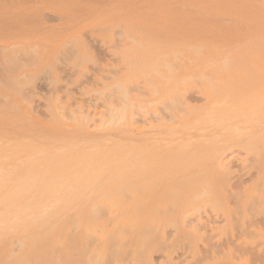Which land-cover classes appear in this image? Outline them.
Returning <instances> with one entry per match:
<instances>
[{
    "label": "rangeland",
    "instance_id": "rangeland-1",
    "mask_svg": "<svg viewBox=\"0 0 264 264\" xmlns=\"http://www.w3.org/2000/svg\"><path fill=\"white\" fill-rule=\"evenodd\" d=\"M89 1L92 2L93 0H89ZM89 1L87 0V3H86V0H82V1L81 0H0V98L2 99V101L0 99L1 101L0 102V112H1L0 114L2 115L0 116L1 117L0 118V131L1 130L5 131L4 129L5 126L7 127V128L5 127L6 130L10 129L11 126L12 127L14 126L15 129L18 128L17 131H19L20 133L22 132L21 136H24L22 138H24L25 141L29 142L31 140L30 141L31 145H27V142L26 144L17 145L18 143L17 141H15L16 140L15 138H10L11 140L10 139L7 140L9 141V143L7 142V144L8 145L10 144L8 146V149L10 148L11 155H14L13 157L10 158V161L14 162L15 164L18 163L19 160L25 161L26 165L22 167L17 165L16 167H18V169H16L17 170L16 173L11 174L12 170L11 171L8 170L7 172V170L3 168V164L1 162L2 159H0V169L1 170L3 169L4 171L6 170L5 173L4 171L0 173H2L4 176H6L9 172H10L9 174H11V177H9L10 175L8 174V176L5 179H2L3 181L2 183L12 181L13 183H15V185L22 187V188H26V189L29 188L30 186L29 189H33L36 191V192L34 191L35 193H38L37 201H36L38 203L36 204L34 201L32 205L31 204L32 202L29 201L27 205L34 207L36 204L37 205L36 212H39L37 214H42L43 211L46 210L45 207L48 206L47 204L46 206H44V204L42 203L44 201L43 199L45 198L47 193H48L47 196H50V197L54 196L53 192L51 194L50 190L52 191L53 189L57 190V188H54V186L57 187L58 184L60 185V183H62V181L60 180H64L63 176H65V179L67 177V181L65 180L66 182L64 181L63 183H65V185L70 184V186L73 187L75 185L74 183H76L75 186L78 185L77 183H79L80 186L83 183H85L86 185H89L88 183L90 182V180L92 181L94 179L97 180L100 175H105L103 177H99V180L105 177L106 179L109 178L112 183H110V180L108 179L105 180V178L104 180L102 179L99 182L96 181L97 183L94 181L93 182L94 184L96 183L99 185H103L104 187L105 186L111 187L110 190L112 189L109 195L107 196L105 195V197L102 196V200L100 201V204L101 205L103 204V206H105L106 208V209L103 208V210H107V212L108 210L112 211L111 213L112 218H110L108 221V224H109L108 229L111 231H117L119 233L120 232L123 233L121 228H124L127 226L126 228H128V233H123L122 238L124 239L125 237H129L130 241L133 243V245L129 247L130 249L128 248L127 250L129 252L127 251L126 252L130 255V257L127 256L128 258H134L133 261L128 259L130 260L129 261L130 263H127L128 261L126 262L125 256L128 254H126L124 256L125 258H123L125 259V262L124 260L123 262H121L119 259H121L122 255H124V253H122V255H120V258L118 256L114 260H111L110 262L112 263L109 262L110 264H124V263L132 264L133 262L134 264L136 263L164 264L166 261H167V264H197L196 261L203 262V263L199 262L198 264H225V263L227 264H264V251H263L264 250V246H263L264 245V142L262 141L261 143V139L264 140L263 138L264 136H262L264 135V129L262 131V134H258L262 130V128L260 127H264L262 126L264 121L262 122L260 120H264V119L263 118L259 119L260 117H256L257 114H259L260 116V113L255 114L256 111L258 110V112L261 111V117L264 116V111H263L264 102H262V104L260 103L261 101L264 100L262 98L264 96V92L263 93L257 92L258 90H260V88L259 89L258 88H249V89L245 88V90L247 91H244L243 89L242 91L240 90L236 92L233 90H230V88H219V90H217V88L216 89L214 88L215 91L209 89L210 83H212L211 87L214 84L213 83L214 76H212L211 74L219 72L218 74L221 75L222 78L226 79L225 76L228 72L226 73V71H224L223 73V70H222L223 66L221 65V62H220V60H222L223 58H224L223 60H228L229 58H232L236 62L239 61V63L241 64L245 60V62H248L247 64L249 66H253L252 68L250 67L251 70L250 69L248 70L249 73H251L252 70L257 69L258 66H259L258 68L259 71L262 73L263 68H264V54L262 56V54L261 55L258 54L259 53L258 51L262 53L261 50H263L264 52V49H262L264 47L260 48L261 45L264 46V40H263L264 38L263 39L261 38L264 36V31H263L264 26H259V25H264V19L262 18L264 16H261V17H258V15L257 17L254 16L255 13L259 14V16L260 14L262 15L264 14V8L262 10L261 9L257 10L258 5L256 3L259 4V8H261L260 7L261 5L263 6V4L260 5L261 0L259 2L257 0H250L248 2L247 0H237L236 2L235 0H217V1L216 0H200V1L199 0H185L186 2H184L183 0H175L177 3H175L173 0L175 4L171 2L172 0H168L167 1L168 3L166 2V0L164 1L162 0L165 3H163L161 0H158V1L151 0L153 4L150 2V0L149 1L146 0L150 2V4L148 2L147 4L145 0H135V2H133L134 0L133 1L132 0H106V1L96 0L97 3L92 2L93 4H91ZM100 1L102 2L100 3ZM139 1L141 2L139 3ZM153 1L157 4H155ZM251 1L252 2L255 1V3H253L252 5ZM263 1L264 0H262V2ZM232 2H234V4ZM170 3H172V5L177 4L176 6H169L171 10L173 9L174 10L178 9V10L170 12L169 7H168V4ZM220 3L222 4L221 6L219 5ZM248 3H250V5ZM164 4L168 8V9L166 8L167 10L165 9V11L163 9L165 8ZM191 4H192V9L190 10L191 13H189V11L185 12L184 10H186L188 7L191 8L190 7ZM197 4H202L203 6L207 4L208 5L205 7H202V5H197ZM235 4H238L236 5L237 7L235 6ZM181 5L184 6L185 8L184 10H181L182 12L179 11V9L181 8L177 7ZM241 5H243L244 7H242ZM145 6L147 7V9ZM217 6H219V9ZM137 7L138 8L140 7V9L136 10ZM159 7L160 8L163 7L162 11H160L161 9ZM222 7L224 8L222 9ZM251 7L253 8L250 9ZM202 8L203 10H201ZM120 9L121 10L123 9L122 12L120 11ZM193 9L194 11L197 9V11H195L197 13H195L194 11L193 13L192 12ZM131 10L133 12H131ZM172 12L174 13L180 12L179 14L183 13L179 15L178 17H180L182 20L185 19L184 20L185 25H183L181 19L179 20L178 17H176L177 19L175 17H172V16L178 15V14L174 15V13ZM201 12L204 14H201ZM60 15L62 17H60ZM142 17H145L146 21H145V18L141 20L140 18ZM147 17H148V20H147ZM197 17L201 19L203 18L204 20L205 19L206 20L202 23V20L197 19ZM218 17L222 18V20H220V18ZM224 17L226 19H230V18L232 20L234 19L231 24L233 27L231 26V29H229V31L230 30L232 31V28H234L232 33L230 32L231 34L229 33L228 29L226 30V26L227 27H230V26L227 24V20L224 19ZM60 18L61 20H59ZM207 18L209 19L213 18L214 20L218 18V20H220L223 23V26L225 27H223L221 23L219 22H218L219 24L215 23V21H212L213 19H210L212 22L211 21L208 22L209 20H207ZM172 19H175V21H171ZM199 20H201V22ZM228 23H231V21L229 22L228 20ZM199 24H202L201 25L202 27L200 28L202 31L200 30L197 31V29H199L198 27H200ZM151 25H153V27H151L149 30L151 31L150 36L148 35L149 33H147L148 31L144 32L145 35L143 34V32H141L143 30L140 31V28L143 29L142 26H145L144 30L145 29L148 30ZM213 25H214V28H213ZM119 26L122 32L118 30ZM135 26L137 27V29L138 27H140L138 29V32H136L137 30ZM181 27L182 29H180ZM184 27H185V30H183ZM188 27H192V28L195 27L196 32L197 33L199 32V33L198 34L195 33L193 31L194 28L191 32H188V29H189ZM208 27L209 28L212 27L214 30L213 29H210V30H213L214 32L213 31L211 32L210 30H205ZM215 28L217 30H215ZM218 29L224 30L226 32L228 31L229 34L226 35V33H223L221 30L220 32L218 31ZM243 29H244V33H243ZM117 30H118V35L115 34ZM190 30L191 29H189V31ZM153 32H155L156 35H158V33L160 32V34L163 35L162 38L160 37L161 38L160 39L158 37H155L156 35L151 37ZM161 32L164 34H162ZM209 32L214 34L213 36L211 35L210 38L206 37L207 35H210ZM120 33L122 34L121 37L119 35ZM134 33L138 34V36H136V34ZM182 33H184V35ZM189 33H190V37H189ZM125 34H130V36L126 35L129 39L132 37L134 38L137 37V39L135 40L134 47H133V43H131L133 40L129 41L127 37L125 38L124 37ZM186 34H188L187 35L188 37L186 36ZM193 34L194 36L196 35V37L199 34L201 35L203 34L204 38L202 37L203 36L202 35L200 37L198 36L199 38L198 39L194 37ZM147 35L149 36L148 39H147ZM182 35L186 36V38L188 39H185V37H182ZM230 35H232L233 37ZM119 39L120 40L123 39V41L122 40L119 41ZM202 39L203 40L206 39V40L202 41ZM67 41H69L70 44ZM137 42L139 43L142 42L141 43L142 45L143 43L146 42V44H144V46L141 45L142 46L141 47V46L136 45ZM199 42L202 45L198 44ZM253 43L256 45H260V47L258 46V48L260 49L254 50L256 45H252ZM63 44L66 46V48L65 46H63ZM159 44H162V46L161 45L158 46ZM111 45L116 46V48ZM185 46H187L188 48H186ZM193 47L195 48L193 49ZM197 47H198L197 52L198 51L199 52H198V55L196 54L197 56L196 55L194 56L192 53L194 52L193 50L197 49ZM133 48L136 50L133 51L134 50ZM199 48H201V50ZM155 49L156 50L158 49V50L156 51ZM191 49H193L192 50L193 52L191 51ZM186 50H189V52H186ZM227 50L230 51V54L228 53ZM170 51L177 52V53L171 54ZM178 51H179V54H178ZM181 51H182V54L180 56ZM236 52L238 54L241 53L240 56L242 55L244 56V58H241L243 62H241L240 59L238 60L240 56L239 57L236 56L237 54ZM166 53L168 55H166ZM226 53L227 55L229 54V56L226 55L227 58H225ZM162 54H165L166 57ZM117 55L119 57H117ZM254 55L256 56L255 58H254ZM115 57L118 58V60L116 59L117 63L114 60ZM140 57H141V60H140ZM129 58L130 60L133 59L130 63L126 61H125L126 63L123 62L124 59L127 60ZM173 58L175 62H172ZM175 58H178V59H175ZM135 59H136V62L137 60L140 62L134 63ZM161 60L162 62H164V64H162ZM192 60H194V62H192ZM165 61L167 63L171 62L170 66L172 63H176V65L175 64L173 65L177 66V68L179 67L180 70L177 69L179 71H175V68H172V66L170 67L169 65H165L166 64ZM188 61L190 62L188 63ZM133 63L134 65L131 67ZM140 63H143L144 68L140 66ZM127 65L128 66L130 65V66L128 67ZM152 65H155V68ZM248 65L246 66L247 68H249ZM124 66H126L125 69H123ZM163 66L164 67L167 66L168 68L163 69ZM182 66L185 68L184 70ZM120 67H122V69ZM169 67L172 70V73ZM151 70L156 71V73L154 71H153L154 73L151 72ZM141 74H144V75H141ZM210 75H211L210 79L207 78ZM109 76L111 80H109L108 78ZM188 76L191 77L190 79L192 80H189ZM193 77L198 78V82L195 83V81H193L195 80L193 79ZM163 78L164 79L168 78V80L165 81L163 80ZM186 78H188V81ZM203 78L205 79L203 80ZM252 78L250 79L254 82V84L251 80L250 81L252 82V84L251 82H247V83H249L251 86H254V87L258 86L259 85L258 82L260 81H257L254 77ZM199 79H201L202 81L200 80L199 82ZM45 80L48 82L46 83ZM147 80L150 81V83L147 84L146 82ZM136 81H138L137 83L139 84L137 85L139 86L136 89H134L135 87L133 88L132 85L137 86L135 84ZM245 81H247V79ZM225 83L226 81H224V84ZM116 84L118 87L120 85L123 88L128 86V87H132L129 89L136 90V91L128 90L125 96L124 95L121 96L123 99L125 97V100L123 101V103L128 102L125 104L128 106V108H125L127 106L121 107V105H117L121 102L120 101L121 98L118 101L116 99V96L119 94L117 92H122V91H116L118 88V87L116 88L115 86ZM44 85L45 87L46 86L48 87L47 90L44 87ZM59 85L61 86L59 87ZM148 85H151V87ZM50 86L53 89H51ZM200 87H202L201 91H200L201 89ZM20 88L23 90H25L26 88V90L22 91L20 90ZM41 88L43 91L41 90ZM58 88H60L61 90ZM115 88L116 90H114ZM123 88L122 90H124ZM138 88H140V91H142L141 92L142 94L139 93L140 95L137 94L139 92V90L137 91ZM152 88H154L156 90L155 92H157L155 95H153L154 90H152ZM81 89H82L81 95L82 94L84 95L79 96L80 95L79 92ZM125 89L127 90L128 88H125ZM262 89L264 88H261V90ZM144 90L145 91L147 90L146 91L147 94L146 93L143 94ZM178 90L180 91L178 92ZM196 91L198 93L194 94V92L196 93ZM252 91H253V94H252ZM37 92L39 93V95ZM66 92L70 94L65 95ZM21 93L23 94L21 95ZM46 93L48 94L46 95ZM187 93H190V94H187ZM220 93H222V95H219ZM257 93H259L257 97H254L256 96ZM20 95L23 97H21ZM64 95L65 97H63ZM110 95L111 96L113 95L112 96L113 98H111ZM119 95H118V98H119ZM247 95H249L250 99L247 98ZM259 96H261V98ZM55 97L57 98V100ZM196 97L197 99L198 97L200 98L196 100ZM258 97L260 98L259 100L257 99ZM201 98H203V100ZM242 98H245V99L247 98L248 100L246 99V101H244L245 99H243L242 101ZM167 99H169L170 101L172 100L173 102L172 101L170 102ZM174 100L176 102H174ZM251 100L252 102L254 100L255 101L258 100V104H261L262 106L257 105L255 101L252 103ZM166 101H169V102H166ZM195 101L197 103H195ZM241 102L243 104H246V106L242 107L243 104L241 105ZM146 103H148V105ZM167 103L169 104L168 105L169 107L167 106ZM254 103L256 104V106ZM164 104L166 105L164 106ZM226 104L229 106L230 105L232 106L229 107ZM251 104L253 105L252 107H251ZM44 105L45 107H43ZM75 105L78 106V108L75 107ZM161 105H163L162 107L167 106L168 109L165 108L167 110L164 111ZM159 106L161 107L163 111L159 110ZM144 107H145V110L143 109ZM254 107L256 109L255 112L252 111ZM69 108L70 109L73 108V109L70 110ZM251 108H253L251 112H254V113H251L249 111L247 113L246 110L251 109ZM132 109L136 111H132ZM103 111L104 113L101 114ZM157 111H159L160 114ZM141 112H143L144 114H142ZM76 113H77V116H75ZM78 113L80 114V117H79L80 119L78 118L79 116ZM224 113H226L227 115H224ZM244 113L248 115L247 116L248 119H245L246 115H244ZM65 114H67L68 116H66ZM82 114L84 116H81ZM249 114H251L250 116H253V118L255 116V118H257L258 121L262 123V124L258 123V126L260 127H256V124H254L255 122L251 124V122L249 121L250 120ZM71 115L73 117H71ZM92 115L94 116L93 118L96 119L95 121L93 120V118H90L92 117ZM115 115L116 117H114ZM86 116L87 117L90 116L89 117L90 119L87 118ZM150 116L153 118L155 117V119L150 118ZM157 116L158 118H161V120L156 118ZM110 117H112L111 120L113 122L110 120ZM145 117L149 118V120H146ZM224 118L227 120H225ZM232 118H233V122L231 121ZM83 119L85 120V122H83ZM115 119L117 120L115 121ZM133 119H137V121L139 120V123L137 121L136 123H134ZM156 119H158L159 121ZM165 119L166 120L171 119V120L167 122ZM257 119L254 121H257ZM71 120L76 121V122H71ZM222 120L225 121V126H226V123L227 125L230 124L229 126H231L232 130L229 129V131H225V130H228L227 127L225 129V126H224V129L223 128L221 129V127H223L224 125L223 123L224 121L222 122ZM228 120H230V122ZM240 120H242L244 124L241 125ZM118 121L120 122L118 123ZM196 122L197 123L199 122L198 123L199 125L201 123V127L202 128L204 127V129L201 128L200 130V128H195L197 131L195 133V129L194 128L192 129V127L193 125L197 124ZM219 122H221L223 125L220 123L222 126L221 125L216 126V124H219ZM92 123L95 126H97V124L99 123L100 127L97 126L98 127L97 128ZM101 123L102 125H106V126H101ZM212 125H214L215 127ZM210 126L212 128L221 126L220 129L222 131L220 132V129H219L217 130L218 132H216V134L217 133L218 134L213 135L214 137L212 136V139H214L215 141L214 140L211 141L212 140L211 136L210 138L208 137L210 135L209 134L210 132L208 133L205 132V127L206 129L208 127L212 129ZM243 126L245 127L243 128ZM103 127H106V129ZM195 127H197V125H195ZM42 128L44 131H42ZM21 129L23 131H21ZM51 129L52 130L54 129V130L51 131ZM63 129H65L67 132H65V130ZM68 129L71 130L70 132H73V134L68 133L69 132ZM198 129L200 132L198 131ZM256 129H258L257 130L258 132L256 131ZM46 130L47 131L49 130V131L47 132ZM202 130L206 136H201L200 138V136L198 135H204V133H202ZM209 130H206V131H209ZM24 131L26 132L23 133ZM34 131L35 132L37 131L36 134H38L39 136L38 135L36 136ZM55 131L58 134L54 137ZM104 131L106 132V134ZM45 132L47 133L45 134ZM74 132H75V136L78 139L79 137L80 138L82 137L83 139H86L89 143L86 140H84L85 141L84 143V141L81 140L82 138L79 140L77 139L76 141V138L73 137ZM241 132H244V133H241ZM253 132H256L257 134ZM99 133L102 135L98 136ZM42 134L44 135L41 136ZM79 134L81 135L78 136ZM93 134L94 136L96 134V136L92 137ZM244 134L245 135L247 134V136L248 134H250L251 136L245 138ZM70 135L71 137H73L72 139H74L76 142L74 140H72L74 142L70 141L71 137H68ZM51 136L53 138H51ZM194 136L198 138L199 140L198 139L196 140ZM39 137H42V138H39ZM98 137H100L99 140H97ZM35 138L37 141L35 140ZM58 139L60 141L64 139L65 141L58 143L59 142ZM187 139H189L190 141L187 142ZM80 140L83 141V143L80 142ZM118 141L120 143H118ZM68 142L70 143V145H68L69 144ZM92 142H94L96 146ZM254 142L256 146L258 147V149L260 150V151L258 150V153L260 152L259 155L256 151L257 147L255 146ZM61 143L62 145H64L63 147ZM71 144L73 145L74 148L71 146ZM98 144L101 148L98 146ZM11 145L12 146L17 145L18 147H21V148H18V147L14 148L15 146H13L12 148L10 147ZM37 145L38 146L40 145V146L36 147ZM43 145H45L44 146L45 148L43 147ZM77 145H79V147ZM245 146H247L248 148ZM92 148L94 149L92 150ZM89 150H91L90 153L88 152ZM213 150H216V152H214ZM96 151L98 152L96 153ZM200 152L201 153L203 152L204 155L203 154L201 155ZM177 154H181V156L187 155L185 157H179V160L186 158L187 161L184 162L185 164L180 165V163L182 162L181 160L179 164L178 163L175 164L176 167L171 166L174 158L170 159L169 156L172 158V157H175V155ZM2 155L3 154L0 148V157ZM74 156L76 157V159L72 160ZM80 156L81 158H78ZM166 156L168 160L164 159V157ZM39 157H42L44 159L40 160L41 158L39 159ZM176 157L178 158V156ZM176 157L175 159H177ZM33 158H35L36 160L34 161ZM93 162H95L93 167L88 165V163L93 165ZM136 162L137 164H134ZM76 163H79V164L81 163V164L80 166L77 167L76 165L78 164ZM106 163H110V165L108 166V164ZM60 164L62 166H60ZM45 166H46V169H45ZM86 167L88 168L86 169ZM95 167H100L101 170L98 169V171L92 172L93 169H96ZM89 168H90V171H89ZM70 169H71V172H70ZM83 169H84V172H83ZM117 171L118 172L121 171L122 173L120 174L122 175H119ZM253 171L255 172L254 174L255 176L252 175ZM24 172H26L27 174ZM44 172L46 173V175ZM102 172H104V174ZM72 173H76V174L78 173L77 174L78 177L81 175L82 177H79V179L82 178V180L81 179L79 180L78 177H76L77 175L75 176V174L72 176L73 179L70 178L71 177L70 174ZM243 173L244 175H241ZM35 174L36 175L38 174V175L35 177ZM148 174H151L149 178H147L149 176ZM250 174H251V178H249ZM58 175H59V179H58ZM109 176H111V178ZM129 176H130V179H129ZM47 177L48 178L51 177L52 179H48ZM53 177L54 179L55 178L58 179L57 182H54L55 185L53 181H56V179L54 180ZM121 177H124V178H121ZM247 177L249 178V180L246 183L247 179H244V178H247ZM27 178L29 179L32 178L33 180L31 181ZM70 179H72V181H70L71 183L73 182L74 179H76V181L74 180V182L71 184L68 181ZM242 179L244 180L243 181L244 183H242ZM114 180H117V181L115 182ZM51 181L52 183L50 184ZM146 182H148V184L150 185L152 189L151 188L149 189V186L148 184H146ZM181 182H182V185H181ZM2 183H0V185ZM42 183H43V186H42ZM116 183L118 184L117 187L115 186ZM152 184L155 186H153ZM63 185L64 184H62L61 186ZM91 185H92V182H91ZM91 185L90 187L91 188L93 187L92 189L99 186V185L97 186L96 185L91 186ZM129 185L130 186L133 185L131 187L132 189L129 187ZM121 186L122 187L125 186L123 190L127 191L126 193L128 195L122 194L120 190L122 188ZM255 186L259 188L256 189ZM47 187L52 188V189H49ZM117 188L119 189L120 193H117L116 191H114V190H117ZM237 188L239 190L241 189V191L243 192L241 191L238 192L239 190ZM43 189L44 190L46 189L47 193L45 191L44 193L41 192L43 191ZM59 189H63V187L58 188V190ZM136 191H138V193ZM144 191L146 192V194ZM202 191H205L206 194L204 195L203 194L204 192L202 193ZM54 192L56 193V191ZM96 193L101 194L99 191H97ZM238 193H240L241 195ZM40 194H43V197H41ZM169 194L171 196L165 199L166 196L164 197V195H169ZM122 195H124L125 197H123ZM193 195L195 196L194 199L197 198L195 201H193L194 199H191V197L193 198ZM235 195H238V196L240 195V196L239 198H237V196ZM39 196L41 197V199L38 200ZM252 196L255 198H252ZM54 198L55 197L51 198L52 203H50L49 204L50 206H48L50 207L49 208L50 211H48L49 213L48 216L50 218L54 217L55 215H57L58 212H61L67 207L66 206L67 204H65L64 202L60 204L61 200L58 203V201L56 200L57 198L53 200ZM120 198L123 201H121ZM161 198H164V199H161ZM253 199L254 200L256 199V200L254 201ZM164 200L165 202L166 201L167 202L166 203L163 202ZM8 201L9 199H7L4 196V205L2 206V208L6 209L7 211L5 217H8V218L10 217L9 219L11 220V218L15 219L16 217L15 215L18 214L17 216H20L22 213L23 214L25 213V205L22 201L19 200L17 202V207L20 204L19 205L20 208H18L19 210L15 212H14L13 207L10 208L11 205L9 204ZM39 202L43 204L42 206L43 208L40 207V210H37L39 209V206L42 205ZM253 202L257 203V205ZM113 204L117 206L114 207ZM54 206H55V209H54ZM136 206H138L139 208L138 207L136 208ZM197 207H199L200 210H198L199 208L197 209ZM204 207H207V208L205 209ZM157 209H161L163 211L160 212V211H157ZM173 209L174 211L171 212ZM11 210L13 211V214ZM10 212H11V216H15V217H11ZM158 212L160 213L158 214ZM187 212H191V213H187ZM137 213L139 215H137ZM184 213H187V214L184 215ZM217 214H220V215H217ZM230 214H233V216ZM49 217L44 218V220H47ZM203 217H205L206 220ZM220 217H222L224 220ZM154 219H156L157 221L154 222ZM188 219H192V221ZM230 220H232L233 222H231ZM36 221H42V219L37 218ZM170 221H171L170 224H172L173 226L176 223V226H174L176 230L171 225L169 226L166 225ZM42 222H43V227H44L43 232L45 234L42 233L41 237L43 240L48 242V244H50L52 247H54L53 246L54 244H56L57 246L58 245L61 246V244H63L62 242H66L65 236L68 232L67 229L71 230L70 228H73V225H71V223H69V226L66 223L58 227L55 225L48 224V227L51 228V229L49 228L48 229L49 231H48L47 224L46 226H44L45 222L44 221ZM118 223H119V226H116V224L118 225ZM130 223L131 225H129ZM233 223L234 225H232ZM189 224L191 225L189 226ZM148 225H151L152 229L156 227V230L154 229L152 231L150 229H147V228H150L148 227ZM212 225L214 226V228H212L213 227ZM115 227L116 228L118 227V228L116 229ZM88 229L90 230L91 233L96 232V229H99V224H94L91 226L89 225ZM130 230H132L133 232L129 233ZM166 231H167L168 236H166ZM124 232H127V230H125ZM141 233L142 235L144 234L143 237L147 239L146 243L149 242L147 245L143 246V247L146 246V249L148 250V251L145 250V252H142L139 247V245H142L141 242L143 240L139 241L140 243H138L137 241L138 240L137 237L140 239H144L142 238ZM146 233L147 235H150V236L146 237L147 236ZM210 234L213 236H211ZM0 235H2V232H0ZM28 236L29 234L26 235V238L20 237V234L16 233V235L6 236V238L7 239L14 238L13 239L14 241L16 239L20 241L21 243H25L28 239ZM30 237H32L31 234H30ZM149 237H151V239ZM23 238L24 240H22ZM207 238L211 240H207ZM228 238H231V241H229ZM3 239H4V236L3 235L0 236V242H2ZM164 239L166 240L164 241ZM205 239L207 240V242ZM161 240H162V243L160 244ZM18 241L16 242V245H17L16 248H18L21 244L19 243L18 245L17 244ZM135 241L137 242L136 244L138 245V247L136 244H134ZM232 243L233 245H231ZM162 244L168 245V246L164 247V245L162 246ZM157 245H159L160 247ZM178 245H181V247ZM197 245L198 246L200 245V246L198 247ZM161 246L164 248L166 247L167 248L162 251ZM254 246H255V249H254ZM203 247L206 250L203 249ZM218 247L221 249L219 250ZM237 247H239L241 250H239V248ZM251 249L252 251H250ZM136 250L138 251V253L142 252L143 256L145 257L141 256L140 253L139 254L141 257L135 256L137 254ZM241 251L243 252V254L245 253L246 256L245 254L243 255ZM176 252H179V253H176ZM187 253L188 255H186ZM231 253H232L231 257L233 259L230 257ZM200 254L202 255V257L206 256V258L205 259L201 258ZM256 254L261 255V257L260 256L258 257V255ZM60 256L63 257V258L61 257L62 259L59 258L61 261V262L59 261L60 264L69 263L68 261H66V259H68V248L67 247L62 249ZM159 256L160 257L164 256L165 258L163 257L160 258ZM177 256L180 259H178ZM195 256L197 257L196 260H195ZM43 257L48 258L49 255L47 253H44ZM152 257L154 258L152 259ZM208 257H210L209 260L207 259ZM140 258H144L142 259V262L138 261V260H141ZM154 259L156 261H154ZM200 259H202V261ZM5 260H3L0 264H4V263L10 264L11 263ZM258 260L260 263L257 262ZM16 261L18 262V264H20L19 262H21V260L18 261V259ZM85 262H84L85 264L87 263L93 264V261H90L91 263H89L88 261H85ZM95 263L102 264L100 259H97Z\"/></svg>",
    "mask_w": 264,
    "mask_h": 264
},
{
    "label": "bare ground",
    "instance_id": "bare-ground-1",
    "mask_svg": "<svg viewBox=\"0 0 264 264\" xmlns=\"http://www.w3.org/2000/svg\"><path fill=\"white\" fill-rule=\"evenodd\" d=\"M82 1V0H81ZM89 1V0H88ZM103 1V0H102ZM102 1H100V3L102 2ZM106 1V0H105ZM133 1V0H132ZM146 1V0H145ZM145 1H143V2H145ZM149 1V0H148ZM148 1H146V3L148 2ZM155 1H158V0H155ZM162 1V0H161ZM160 1V2H161ZM164 1V0H163ZM162 1V2H163ZM168 0H166V2H167ZM184 2H186L185 0H183ZM200 1V0H199ZM217 1V0H216ZM237 0H235V2H236ZM248 1H250V0H247V2ZM258 2L260 1V0H257ZM90 2V1H89ZM93 3L95 2V3H97V1L96 0H93L92 1ZM92 2H90L91 4H93ZM133 2H135V0L133 1ZM132 2V3H133ZM141 1H139V3H140ZM150 2H151V0H150ZM150 2H148L149 4H150ZM154 2V1H153ZM170 2V1H169ZM172 3H177L175 0H174V2H173V0L171 1ZM230 2V1H229ZM239 2V1H238ZM252 2V1H251ZM261 2H262V0H261ZM260 2V5L261 4H263V6L261 5L260 7L261 8H259V4L258 3H256L257 5H258V7H257V10H259V9H263L264 8V1L261 3ZM83 3H84V1H83ZM86 3H87V0H86ZM125 3V2H124ZM147 3V4H148ZM152 3V2H151ZM155 3V2H154ZM163 3H165V2H163ZM168 3V2H167ZM172 3H170V4H168V7L169 6H176V5H172ZM174 3V4H175ZM197 3V2H196ZM200 3V2H199ZM207 3V2H206ZM231 3V2H230ZM233 4H234V2H232ZM241 3V2H240ZM239 3V4H240ZM253 3H255V1L254 2H252V5H253ZM129 4V3H128ZM153 4V3H152ZM155 4H157V3H155ZM203 4V3H202ZM202 4H197V5H202ZM249 5H250V3H248ZM247 4V5H248ZM255 4V5H256ZM165 5V4H164ZM164 5H162V6H164ZM179 5H180V3H179ZM208 5V4H207ZM207 5H202V7H205V6H207ZM220 6L222 5L221 3L219 4ZM236 5H238V4H235V6ZM144 6V5H143ZM182 6V5H181ZM177 6L178 8L180 7L181 9H179V11L180 12H182L181 10H184L185 8H184V6ZM216 6V5H215ZM229 6H230V4H229ZM242 7H244L243 5H241ZM78 7V6H77ZM81 7V6H80ZM146 7V6H145ZM144 7V8H145ZM187 7V6H186ZM191 8H187L186 10H184L185 12L186 11H189V13H191V9H192V4H191V6H190ZM194 7V6H193ZM195 7H196V5H195ZM201 7V6H200ZM210 7V6H209ZM218 7V9H219V6H217ZM225 7V6H224ZM224 7H222V9L224 8ZM237 7V6H236ZM256 7V6H255ZM156 8V7H155ZM158 8V7H157ZM160 8V7H159ZM162 8L163 7H161L160 9V11H162ZM167 7H166V5H165V8H163L164 9V11H165V9H166ZM198 8V7H197ZM212 8V7H211ZM215 8V7H214ZM213 8V9H214ZM226 8V7H225ZM253 7H251L250 9H252ZM138 9H140V7L138 8H136V10H138ZM146 9H147V7H146ZM168 9V8H167ZM166 9V10H167ZM195 9V8H194ZM194 9L192 10V12L194 11ZM221 9V8H220ZM231 9H232V7H231ZM123 10V9H122ZM122 10L120 9V11L122 12ZM151 10V9H150ZM169 10H170V12L171 11H177L178 9H176V10H171V8L169 7ZM201 10H203V8L201 9ZM206 10V9H205ZM227 10V9H226ZM183 11V12H184ZM195 11H197V9L195 10ZM194 11V12H195ZM131 12H133L132 10H131ZM155 12V11H154ZM153 12V13H154ZM180 12H176V13H174V12H172V13H174V15L175 14H178V15H176V16H172V17H178L179 15H181V14H183V13H181V14H179ZM193 12V13H194ZM199 12H200V10H199ZM250 12V11H249ZM195 13H197V12H195ZM251 13H253V12H251ZM259 13V12H258ZM260 13H262V12H260ZM199 14V13H198ZM197 14V15H198ZM201 14H204V13H202L201 12ZM205 14H207V13H205ZM241 15V14H240ZM257 15H258V17H261V16H264V14L262 15V14H260V16H259V14H256L255 13V17H257ZM252 16H253V14H252ZM60 17H62L61 15H60ZM182 17V16H181ZM199 17V16H198ZM197 17V19H201V18H198ZM58 18V17H57ZM64 18V17H63ZM143 18H145V17H142V18H140L141 20L143 19ZM150 18V17H149ZM218 18H220V17H218ZM218 18L216 19V20H214L213 18H210V19H213L212 21H215V23H217V24H219V23H221V25L223 26V23L220 21V20H222V18H220V20H218ZM263 19H264V17H262ZM262 18H261V20H262ZM177 19V18H176ZM178 19L180 20L181 18L180 17H178ZM193 19V18H192ZM209 18H207V20H209L208 22H210L211 20H210ZM224 19H226L225 17H224ZM53 20V19H52ZM58 20V19H57ZM59 20H61V18L59 19ZM147 20H148V17H147ZM168 20V19H167ZM185 20V19H184ZM184 20H182L181 19V21H182V23H183V25H185L184 24ZM202 20V23L206 20H204L203 18L201 19ZM201 20H199L200 22H201ZM227 20V24L230 26V27H227L226 26V30L228 29V31H229V29H231V24H232V21L234 20H232L231 18L230 19H226ZM228 20H229V22L231 21V23H228ZM145 21H146V18H145ZM150 21V20H149ZM171 21H175V19H172ZM211 21V22H212ZM144 22V21H143ZM219 22V23H218ZM239 22V21H238ZM261 22V21H260ZM181 23V24H182ZM144 25V24H143ZM200 25V27H198L199 29H197V31H202L200 28L202 27L201 25L202 24H199ZM244 25V24H243ZM242 25V26H243ZM128 26V25H127ZM147 26H149V25H147ZM177 26V25H176ZM216 26V25H215ZM218 26H220V25H218ZM237 26H238V24H237ZM241 26V27H242ZM259 26H264V25H259ZM258 26V27H259ZM130 27V26H129ZM136 27V26H135ZM143 27V29L142 28H140V27H138V29L140 28V31L141 30H143V31H141V32H143V34L145 35V31H148L147 33H149L148 35L150 36V34H151V31H149L150 30V28L151 27H153V25H151L150 27H149V29L148 30H144V27L145 26H142ZM217 27V26H216ZM223 27H225V26H223ZM233 27V26H232ZM248 27V26H247ZM251 27V26H250ZM253 27H254V25H253ZM120 28V26L118 27V30H120L121 31V28ZM189 29H191L190 31H189V29H188V32H191L192 30H193V28H194V32L195 33H197L196 32V28L195 27H188ZM209 28V27H208ZM206 28L205 30H210V29H213L214 28V25H213V28L211 27V28ZM244 28V27H243ZM261 28V27H260ZM138 29H137V27H136V32H138ZM154 29V28H153ZM180 29H182V27L180 28ZM204 29V28H203ZM118 30L115 32V34H117L118 35ZM156 30V29H155ZM183 30H185V27H184V29ZM187 30V29H186ZM214 30V29H213ZM213 30H210L211 32L213 31ZM215 30H217L216 28H215ZM221 29H218V31H220ZM234 30V28H232V31ZM241 30H242V28H241ZM115 31V30H114ZM223 33H226V35L227 34H229L230 32L232 33V31L230 30L229 31V33H228V31L226 32V31H224V30H221ZM220 31V32H221ZM264 31V30H263ZM122 32V31H121ZM172 32V31H171ZM188 32H186V33H188ZM214 32V31H213ZM216 32V31H215ZM262 32V31H261ZM260 32V33H261ZM162 33V32H161ZM181 33V32H180ZM199 33V32H198ZM197 33V34H198ZM210 33V32H209ZM230 33V34H231ZM243 33H244V29H243ZM123 34H124V32H123ZM134 34H136V33H134ZM160 34V32L158 33V35ZM162 34H164V33H162ZM183 35H184V33H182ZM216 34V33H215ZM120 35V37H121V33L119 34ZM126 35H129L130 36V34H125V38L127 37ZM147 35V39L149 38V36ZM156 35V33L155 32H153V34L151 35V37H153V36H155ZM156 35L155 37H158V38H162V36L163 35ZM182 35V37H185V39H188V38H186V36L188 35V34H186V36H183ZM203 35V34H202ZM201 34H199L198 36L200 37V36H202ZM211 35L213 36L214 34H212V33H210V35H207L206 37H211ZM217 35H218V33H217ZM216 35V36H217ZM136 36H138V34H136ZM193 36H194V34H193ZM198 36L196 37V35L194 36V37H196V38H198ZM229 36V35H228ZM230 36H232V35H230ZM120 37H118V38H120ZM146 37V36H145ZM188 37V36H187ZM189 37H190V33H189ZM203 38H204V35L202 36ZM205 37V38H206ZM233 37V36H232ZM160 38V39H161ZM166 38V37H165ZM212 38H214V37H212ZM262 39L264 38V36L263 37H261ZM127 39L129 40V41H132L131 43H133V47H134V44H135V40L137 39V37H132V38H128L127 37ZM153 39V38H152ZM164 39V38H163ZM195 39V38H194ZM199 39V38H198ZM207 39V38H206ZM205 39V40H206ZM252 39H254V38H252ZM261 39V40H262ZM122 41H123V39H121ZM120 39H119V41H121ZM197 40V39H196ZM205 40H203L202 39V41H205ZM259 40H260V38H259ZM259 40H258V42H259ZM264 40V39H263ZM199 41V40H198ZM69 44H70V42L69 41H67ZM197 42V41H196ZM142 42H137L136 43V45H138V46H141L142 44H141ZM235 43H237V42H235ZM67 44V43H66ZM144 44H146V42L145 43H143V45L142 46H144ZM198 44H201L200 42L198 43ZM68 45V44H67ZM118 45V44H117ZM149 45V44H148ZM162 46V44H159L158 46ZM202 45V44H201ZM246 45V44H245ZM252 45H256V44H252ZM34 46V45H33ZM43 46V45H42ZM63 46H65L64 44H63ZM111 46H113V45H111ZM110 46V47H111ZM141 46V47H142ZM241 46H243V45H241ZM258 46L260 47V45H256V47H255V49L254 50H257V49H260V48H262V47H264L263 45H261V47L260 48H258ZM109 47V48H110ZM113 47H115L116 48V46H113ZM186 48H188L187 46H185ZM192 47V46H191ZM196 47V46H195ZM195 47H193V49L195 48ZM8 48V47H7ZM35 48H36V46H35ZM65 48H66V46H65ZM73 48V47H72ZM169 48V47H168ZM202 48H203V46H202ZM9 49V48H8ZM74 49V48H73ZM134 49V48H133ZM190 49V48H189ZM193 49H191V51L193 50ZM200 50H201V48H199ZM262 49H264V48H262ZM75 50V49H74ZM126 50H128V49H126ZM136 49H134L133 51H135ZM156 50V49H155ZM158 50V49H157ZM156 50V51H157ZM197 50H198V47H197V49H195V50H193L192 52V54L195 56L196 54L198 55V52H197ZM203 50V49H202ZM250 50V49H249ZM248 50V51H249ZM253 50V49H252ZM252 50H251V52H252ZM228 51V53L230 54V51L229 50H227ZM237 51V50H236ZM186 52H189V50H186ZM259 53L258 54H262V56H263V54H264V52H263V50H261V52L262 53H260V51H258ZM170 53L172 54H176L177 52H171L170 51ZM237 53V52H236ZM178 54H179V51H178ZM181 54H182V51H181V53H180V56H181ZM201 54V53H200ZM229 54L227 55V53L225 54V58H227L226 57V55L227 56H229ZM241 54V53H240ZM240 54H236V56H240ZM119 55V54H118ZM117 55V57H119ZM148 55V54H147ZM162 55H164L165 57H166V55H168L167 53H166V55L165 54H162ZM162 55H160V56H162ZM196 55V56H197ZM124 56V55H123ZM140 56V55H139ZM146 56V55H145ZM150 56H151V54H150ZM164 56H162V57H164ZM243 56V55H242ZM242 56H240L239 58H238V60L240 59V61L241 62H243L242 60H241V58H244V56L242 57ZM256 56L254 55V58H255ZM134 58V57H133ZM137 58V57H136ZM209 58V57H208ZM118 60V58H116L115 57V61H116V63H117V60ZM175 59H178V58H175ZM224 59V58H223ZM222 59V60H223ZM263 59V58H262ZM261 59V60H262ZM128 60V61H127ZM127 60H125L124 59V61L123 62H128V63H130L132 60H130V58L129 59H127ZM130 60V61H129ZM140 60H141V57H140ZM222 60H220V62H221V65L223 66V73H224V71H226V79H224V78H222V76L221 75H219L218 73L219 72H216V73H214V74H211L212 76H214V78H213V85H212V87H211V84L212 83H210V85H209V89H211V90H213V91H215L214 90V88L216 89L217 88V90H219V88H230V90H233V91H242L243 89H244V91H247V90H245V88H247V89H249V88H260V90H255V91H257V92H259V93H263L264 91V89H262L261 90V88H264V68H263V71H262V73L259 71V66H258V68L257 69H255V70H252V72L251 73H249V69L251 70V68L253 67V66H249L247 63L248 62H245V60H244V62L241 64V63H239V61L238 62H236L234 59H232V58H229L228 60H223V62H222ZM257 60V59H256ZM255 60V61H256ZM112 61H113V59H112ZM135 62L134 63H137V62H140V61H138L137 60V62H136V59L134 60ZM125 62V63H126ZM161 62H162V60H161ZM166 62V61H165ZM172 62H175V60H174V58L172 59ZM190 61H188V63H189ZM192 62H194V60H192ZM263 62V61H262ZM114 63V62H113ZM122 63V62H121ZM134 63L131 65V67L134 65ZM171 63V62H170ZM170 63L168 62H166V64L165 65H169L170 66ZM180 63H181V61H180ZM261 63V62H260ZM162 64H164V62H162ZM173 64H175L176 65V63H172L171 64V66H172V68H175V71H179L180 70V68L178 67L177 68V66H175V65H173ZM245 64V65H244ZM249 66V68H247L246 66L247 65ZM128 66V65H127ZM130 66V65H129ZM128 66V67H129ZM140 66L141 67H143V63H140ZM152 66H154V68H155V65H152ZM170 66V67H171ZM157 67V66H156ZM170 67H169V69H170ZM183 67V66H182ZM220 67V66H219ZM251 67V68H250ZM255 67V66H254ZM121 69H122V67H120ZM126 68V66H124V68L123 69H125ZM144 68V67H143ZM164 68H168L167 66L166 67H164L163 66V69ZM195 68V67H194ZM246 68V69H245ZM115 69V68H114ZM117 69V68H116ZM177 69H179V70H177ZM185 68L183 67V70H184ZM127 70V69H126ZM130 70V69H129ZM171 70V69H170ZM169 70V71H170ZM154 70H151V72H153ZM218 71V70H217ZM114 72V71H113ZM113 72H112V74H113ZM155 73H156V71H154ZM153 72V73H154ZM171 73H172V70H171ZM117 74V73H116ZM115 74V75H116ZM170 74V73H169ZM141 75H144V74H141ZM202 75V74H201ZM211 75L209 76V77H207V78H209L210 79V77H211ZM117 76V75H116ZM90 77V76H89ZM161 77V76H160ZM206 77V76H205ZM247 77V78H246ZM252 77H254L257 81H260V82H258L259 83V85L258 86H251L249 83H247V82H251L252 80L250 79V78H252ZM109 78V80H111L110 79V76L108 77ZM107 78V79H108ZM111 78H113V77H111ZM188 78H189V80H192V79H190L191 77H189L188 76ZM188 78H186L187 79V81H188ZM201 78V77H200ZM247 79V81H245L246 79ZM48 79V78H47ZM46 79V80H47ZM106 79V80H107ZM160 79V78H159ZM169 79H170V77H169ZM193 79H195V80H193V81H195V83L196 82H198V78H194L193 77ZM202 79V78H201ZM201 79H199V82H200V80ZM205 78H203V80H204ZM253 79V78H252ZM45 80V81H46ZM50 80V79H49ZM163 80H165V81H167L168 80V78H163ZM183 80H185V79H183ZM207 80V79H206ZM249 80V81H248ZM251 80V81H250ZM58 81V80H57ZM89 81H90V79H89ZM202 81V80H201ZM208 81V80H207ZM206 81V82H207ZM211 81V80H210ZM224 81H226V83L224 84ZM48 81H46V83H47ZM138 81H136V85L137 84H139V83H137ZM147 82V84L148 83H150V81H146ZM182 82V81H181ZM184 82V81H183ZM253 82V81H252ZM252 82H251V84H252ZM53 83H54V81H53ZM91 83H92V81H91ZM96 83V82H95ZM167 83V82H166ZM89 84V83H88ZM97 84V83H96ZM102 84V83H101ZM121 84H123V83H121ZM204 84V83H203ZM209 84V83H208ZM253 84H254V82H253ZM47 85V84H46ZM52 85V84H51ZM93 85V84H92ZM132 85V84H131ZM48 86V85H47ZM45 87V85H44V87L46 88V90H47V88L48 87ZM53 86V85H52ZM58 86V85H57ZM61 85H59V87H60ZM94 86V85H93ZM113 86V85H112ZM116 86V88L118 87L117 86V84L115 85ZM133 86V88L134 89H136L139 85H137V86H134V85H132ZM148 86H150L151 87V85H148ZM43 87V88H44ZM51 87V86H50ZM85 87V86H84ZM83 87V88H84ZM155 87V86H154ZM195 87V86H194ZM44 88V89H45ZM112 88V87H111ZM116 88L114 89V90H116ZM122 88L123 87H121V85L117 88V90L116 91H122V92H117V93H121L120 95H119V98H118V95L116 96V99H117V101L118 100H120V98H121V104L119 103V104H117V105H121V107H124V106H127V105H125L126 103H128V102H124L123 103V101L125 100V97H124V99L121 97L122 95H126V93H127V91L128 90H133V89H129V88H132V87H128V86H126L125 88H128L127 90L125 89V88H123L124 90H122ZM141 88V87H140ZM140 88H138L137 89V91L139 90V92L137 93V94H139V93H141L142 91H140ZM201 89H200V91L202 90V87H200ZM51 89H53L52 87H51ZM58 89H60V88H58ZM120 89V90H119ZM142 89V88H141ZM17 90H19V89H17ZM20 90H22V91H25L26 90V88H25V90H23V89H21L20 88ZM28 90V89H27ZM41 90H42V88H41ZM49 90V89H48ZM61 90V89H60ZM152 90H154L153 92H154V94H153V92H152V94L153 95H155L157 92H155L156 90L154 89V88H152ZM196 90V89H195ZM222 90V89H221ZM227 90V89H226ZM14 91V90H13ZM43 91V90H42ZM75 91V90H74ZM116 91H115V93H116ZM133 91H136V90H133ZM147 91V90H146ZM146 91L144 90V92H143V94L144 93H146ZM180 90H178V92H179ZM193 91H194V89H193ZM212 91V92H213ZM254 91V90H253ZM253 91H252V94H253ZM261 91V92H260ZM10 92V91H9ZM45 92V91H44ZM57 92V91H56ZM60 92V91H59ZM63 92V91H62ZM81 92H82V89L80 90V95L79 96H82V95H84V94H82L81 95ZM217 92V91H216ZM26 93V92H25ZM38 93V92H37ZM36 93V94H37ZM95 93V92H94ZM123 93H125V94H123ZM129 93V92H128ZM133 93V92H132ZM177 93V92H176ZM190 93H192V92H190ZM190 93H187V94H190ZM198 92L196 91V93L194 92V94H197ZM215 93V92H214ZM213 93V94H214ZM225 93V92H224ZM239 93V92H238ZM242 93V92H241ZM247 93H249V92H247ZM259 93H257L256 94V96H254V97H257V95L259 94ZM23 93H21V95H22ZM48 93H46V95H47ZM66 94H70V93H65V95ZM99 94V93H98ZM110 94H112V93H110ZM142 94V93H141ZM147 94V93H146ZM186 94V95H187ZM19 95V94H18ZM20 95V96H21ZM38 95H39V93H38ZM37 95V96H38ZM65 95L63 96V97H65ZM128 95V94H127ZM140 95V94H139ZM219 95H222V93H220ZM260 95H262V94H260ZM51 96V95H50ZM54 96V95H53ZM58 96V95H57ZM96 96H97V94H96ZM113 96V95H112ZM111 95H110V97L111 98H113ZM130 96V95H129ZM188 96V95H187ZM252 96V95H251ZM21 97H23V96H21ZM45 97V96H44ZM63 97H61V98H63ZM260 98H261V96H259ZM257 98L258 100L260 99V98ZM3 98H5V97H3ZM46 98H47V96H46ZM56 98V97H55ZM174 98V97H173ZM173 98H171V99H173ZM200 97H198V99H199ZM247 98L248 99H250L249 98V95H247ZM246 98V99H247ZM263 99H264V96L262 97ZM1 99V98H0ZM7 99V98H6ZM53 99V98H52ZM197 99V97H196V100H198ZM202 100H203V98H201ZM243 99H245V98H242V101H243ZM246 99L244 100V101H246ZM247 99V100H248ZM263 99H261V100H263ZM56 100H57V98H56ZM61 100V99H60ZM92 100V99H91ZM167 100H169V99H167ZM258 100L257 101H255V103H257V105H261L262 104V102H264V100L263 101H261L260 103L261 104H258ZM1 101H2V99H1ZM0 101V102H1ZM23 101V100H22ZM45 101H47V100H45ZM62 101H64V100H62ZM72 101V100H71ZM170 101V100H169ZM169 101H166V102H169ZM172 101V100H171ZM170 101V102H171ZM250 101V100H249ZM253 101V102H254ZM102 102H104V101H102ZM166 102H164V103H166ZM173 102V101H172ZM174 102H176L175 100H174ZM251 102H252V100H251ZM252 102V103H253ZM3 103H5V102H3ZM60 103H61V101H60ZM73 103V102H72ZM124 105H123V104ZM155 103V102H154ZM179 103V102H178ZM181 103V102H180ZM195 103H197L196 101H195ZM228 103H230V102H228ZM254 103V104H255ZM75 104V103H74ZM88 104V103H87ZM147 105H148V103H146ZM150 104V103H149ZM182 104H184V103H182ZM239 104H240V102H239ZM243 103L241 102V105H242ZM84 105H85V103H84ZM91 105V104H90ZM115 105V104H114ZM166 104H164V106H165ZM169 104L167 103V106H168ZM227 105V104H226ZM100 106V105H99ZM110 106V105H109ZM163 105H161V107H162ZM162 107L163 109H164V111L165 110H167L168 109V107ZM227 106H229V105H227ZM230 106H232V105H230ZM229 106V107H230ZM246 106V104H243L242 105V107H245ZM253 105L251 104V107H252ZM255 106H256V104H255ZM262 106V105H261ZM43 107H45V105L43 106ZM47 107V106H46ZM70 107H71V105H70ZM75 107H77L78 108V106H76L75 105ZM138 107V106H137ZM161 107L159 106V110H162L161 109ZM260 107V106H259ZM58 108V107H57ZM74 108V107H73ZM73 108H71V109H73ZM110 108V107H109ZM125 108H128V106L127 107H125ZM132 108H133V106H132ZM165 108H167V109H165ZM70 109V108H69ZM70 109V110H71ZM75 109V108H74ZM99 109V108H98ZM118 109V108H117ZM138 109V108H137ZM140 109V108H139ZM144 110H145V107L143 108ZM191 109V108H190ZM253 108H251V109H248V110H246L247 111V113H248V111L249 112H251V110H252ZM10 110V109H9ZM40 110V109H39ZM121 110H123V109H121ZM255 107H254V109L252 110V111H254L255 112ZM260 110V109H259ZM31 111V110H30ZM62 111V110H61ZM75 111V110H74ZM118 111V110H117ZM132 111H136V110H133L132 109ZM163 111V110H162ZM177 111V110H176ZM264 111V110H263ZM12 112V111H11ZM41 112H43V111H41ZM69 112H71V111H69ZM69 112H67V113H69ZM107 112V111H106ZM112 112H114V111H112ZM158 113H159V111H157ZM167 112H169V111H167ZM179 112V111H178ZM181 112V111H180ZM190 112V111H189ZM229 112V111H228ZM254 112H251V113H254ZM1 113V112H0ZM19 113V112H18ZM39 113V112H38ZM104 113V111L101 113V114H103ZM123 113V112H122ZM134 113H136V112H134ZM142 114H144L143 112H141ZM230 113V112H229ZM257 113H260V116H259V114H257ZM79 114V113H78ZM88 114V113H87ZM131 114H132V112H131ZM153 114V113H152ZM160 114V113H159ZM170 114V113H169ZM172 114V113H171ZM241 114H243V113H241ZM255 114H257L256 115V117H260L259 119H261V118H263L264 119V116L263 117H261V111H259L258 112V110L256 111V113ZM263 114V113H262ZM66 116H68L67 114H65ZM86 115V114H85ZM216 115V114H215ZM224 115H227L226 113H224ZM244 115H246L245 113H244ZM251 114H249V121L251 122V124H253V122H255L254 124H256V127H260V126H258V123H260V124H262L261 122H259L258 121V119L257 118H255V116H254V118H253V116H250ZM254 115V114H253ZM0 116H2L1 114H0ZM4 116V115H3ZM75 116H77V113H76V115ZM81 116H84L83 114L81 115ZM120 116V115H119ZM132 116V115H131ZM159 116V115H158ZM158 116L156 117V118H158ZM167 116H169V115H167ZM180 116V115H179ZM236 116V115H235ZM234 116V117H235ZM247 116L248 115H246V118L245 119H248L247 118ZM6 117V116H5ZM46 117V116H45ZM44 117V118H45ZM71 117H73L72 115H71ZM80 117V114H79V116H78V118ZM87 117V116H86ZM85 117V118H86ZM90 117V116H89ZM89 117H87V118H89ZM94 116L92 115V117H90V118H93ZM114 117H116V115L114 116ZM130 117V116H129ZM163 117V116H162ZM169 117H171V116H169ZM233 117V118H234ZM251 117H252V119H251ZM1 118V117H0ZM51 118V117H50ZM66 118V117H65ZM84 118V119H85ZM89 118V119H90ZM111 118L112 117H110V120H111ZM123 118V117H122ZM132 118V117H131ZM138 118V117H137ZM146 118V117H145ZM150 118H153V117H151L150 116ZM233 118L231 119V121L233 122ZM73 119V118H72ZM74 119H75V117H74ZM80 119V118H79ZM83 119V122H85V120ZM153 119H155V117L153 118ZM159 120H161V118H158ZM158 119H156V120H158ZM171 119H173V118H171ZM171 119H165L167 122H169V120H171ZM176 119V118H175ZM225 119V118H224ZM229 119V118H228ZM235 119V118H234ZM238 119V118H237ZM256 120L257 119V121H254V120ZM14 120V119H13ZM16 120V119H15ZM18 120V119H17ZM49 120V119H48ZM93 120L95 121L96 119H94L93 118ZM99 120V119H98ZM117 119H115V121H116ZM134 120V123H136V121H137V119H133ZM145 120V119H144ZM146 120H149V118H146ZM156 120H154V121H156ZM158 120V121H159ZM164 120V119H163ZM219 120V119H218ZM220 120H221V118H220ZM225 120H227V119H225ZM236 120V119H235ZM235 120H234V122H235ZM252 120V121H251ZM2 121V120H1ZM9 121V120H8ZM7 121V122H8ZM65 121H66V119H65ZM69 121V120H68ZM112 121V120H111ZM121 121V120H120ZM120 121H118V123L120 122ZM198 121V120H197ZM224 120H222V122H223ZM229 122H230V120H228ZM248 121V122H249ZM260 121H264V120H260ZM5 122V121H4ZM6 122V123H7ZM71 122H76V121H73V120H71ZM91 122V121H90ZM97 122V121H96ZM113 122V121H112ZM138 123H139V120L137 121ZM143 123H144V121H143ZM197 123V122H196ZM199 123V122H198ZM195 124V125H197V127H195V125H193V127H192V129L194 128H200V130H201V123H200V125L199 124ZM221 122H219V124H216V126L217 125H221L220 124ZM224 123V125H223V127H221V126H219V127H216V128H212L211 126V128L212 129H210L209 127L206 129V127H205V132L206 133H208V132H210L207 136L210 138V136H211V139H212V136L213 135H217L216 134V132H218L217 130H219L220 129V127H221V129L223 128L224 129V126H225V121L223 122ZM5 124V123H4ZM11 124H13V123H11ZM93 124V123H92ZM115 124V123H114ZM117 124V123H116ZM133 124V123H132ZM232 124V123H231ZM240 124L242 125V124H244V122H242V120H240ZM264 124V123H263ZM262 124V126H264ZM15 125V124H14ZM30 125H32V124H30ZM30 125H29V127H30ZM47 125V124H46ZM94 125V124H93ZM215 125V124H214ZM214 125H212V126H214ZM230 125V124H229ZM229 125H227V123H226V126H225V129H226V127L228 128V130H225V131H229V129H231V126H229ZM4 126V125H3ZM38 126V125H37ZM90 126V125H89ZM88 126V127H89ZM95 126V125H94ZM97 126H99L100 127V125H99V123L97 124ZM97 126H95V127H97ZM101 126H106V125H102V123H101ZM200 126V127H199ZM229 126V127H228ZM249 126H251V125H249ZM253 126V125H252ZM6 127V126H5ZM4 127V129H5V131H3V130H1L0 131V148H1V152H2V156L0 157V159H2V164H3V168H5L6 170H7V172H8V170H12L11 171V174H15L16 173V169H18V167H16L17 165H19V166H24V165H26V162L25 161H20L19 160V162L18 163H14V162H12V161H10V158L11 157H13L14 155H11V150H10V148L8 149V146L10 145H8L7 144V142L9 143V141H7L8 139H10V138H15L16 140L15 141H17V145H19V144H26V142H27V145H31V140L30 139H28V140H30L29 142L28 141H25L24 140V138H22V137H24V136H21L22 134V132L20 133L19 131H17V129H15L14 128V126L12 127L11 126V128L10 129H7L6 130V128ZM151 127V126H150ZM215 127V126H214ZM245 126H243V128H244ZM255 127V126H254ZM20 128V127H19ZM40 128V127H39ZM44 128H46V127H44ZM50 128V127H49ZM49 128H47V129H49ZM98 128V127H97ZM103 128H105L106 129V127H103ZM136 128H137V126H136ZM138 128H139V126H138ZM149 128V127H148ZM246 128H247V126H246ZM260 128H262V130L260 129ZM259 129L261 130H259L260 132L258 133V134H262V131H263V129H264V127H260ZM28 129V128H27ZM37 129V128H36ZM59 129V128H58ZM62 129V128H61ZM202 129H204V127L202 128ZM210 129V130H209ZM220 129V132L222 131ZM235 129V128H234ZM29 130V129H28ZM38 130V129H37ZM54 130V129H53ZM52 129H51V131H53ZM63 130H65V129H63ZM69 130V129H68ZM109 130V129H108ZM136 130H138V129H136ZM206 130H209V131H206ZM232 130V129H231ZM245 130V129H244ZM253 130H255V129H253ZM258 129H256V131H257ZM21 131H23L22 129H21ZM42 131H44L43 130V128H42ZM42 131H40V132H42ZM47 131V130H46ZM49 131V130H48ZM47 131V132H48ZM56 131H58V130H56ZM56 131H55V135H54V137L58 134V133H56ZM71 130H69V132L68 133H72L73 134V132H70ZM83 131V130H82ZM198 131H199V129H198ZM26 131H24L23 133H25ZM37 132V131H36ZM36 132L34 131V133L36 134ZM47 132H45V134L47 133ZM63 132V131H62ZM65 132H67L66 130H65ZM85 132V131H84ZM105 132V131H104ZM110 132V131H109ZM197 131H196V129H195V133H196ZM200 132V131H199ZM198 132V133H199ZM258 132V131H257ZM77 133V132H76ZM87 133V132H86ZM86 133H84V134H86ZM91 133V132H90ZM93 133H95V132H93ZM169 133V132H168ZM194 133V134H195ZM197 133V134H198ZM202 133H204L203 132V130H202ZM241 133H244V132H241ZM253 133H256V132H253ZM27 134V133H26ZM31 134H32V132H31ZM51 134H53V133H51ZM62 134V133H61ZM105 134H106V132H105ZM110 134V133H109ZM200 134V133H199ZM220 134V133H219ZM257 134V133H256ZM24 135V134H23ZM38 134H36V136H37ZM44 134H42L41 136H43ZM65 135V134H64ZM69 135V134H68ZM81 134H79L78 136H80ZM102 134H100L99 133V135L98 136H101ZM242 135V134H241ZM245 135V134H244ZM27 136H29V135H27ZM33 136V135H32ZM39 136V135H38ZM59 136H60V134H59ZM82 136H83V134H82ZM85 136V135H84ZM94 136V134L92 135V137ZM95 136H96V134H95ZM94 136V137H95ZM198 136H200V138H201V136H206L205 135V133H204V135H198ZM197 136V137H198ZM249 136H251L250 134H248V136H247V134L245 135V138H247V137H249ZM262 136H264V135H262ZM261 136V137H262ZM64 137V136H63ZM68 137H71V135L70 136H68ZM74 138H76V141H77V137L75 136V132H74V136H73ZM73 137H71V140L70 141H72V140H74V139H72ZM91 137V136H90ZM103 137V136H102ZM101 137V138H102ZM195 137V136H194ZM208 137H207V139H208ZM214 137V136H213ZM32 138V137H31ZM39 138H42V137H39ZM47 138V137H46ZM50 138V137H49ZM51 138H53L52 136H51ZM82 138V137H81ZM80 137H79V139H81ZM86 138V137H85ZM113 138V137H112ZM190 138V137H189ZM244 138V139H245ZM260 138V137H259ZM264 138V137H263ZM38 139V138H37ZM78 139V140H79ZM92 139H94V138H92ZM100 139V137H98V139L97 140H99ZM195 139L197 140L198 138H196L195 137ZM206 139V140H207ZM243 139V138H242ZM11 140V139H10ZM12 140H14V139H12ZM35 140H36V138H35ZM39 140V139H38ZM45 140H47V139H45ZM48 140H50V139H48ZM56 140V139H55ZM59 140V139H58ZM81 140H86V139H81ZM80 140V142H82L83 143V141H81ZM96 140V139H95ZM96 140V141H97ZM110 140H111V138H110ZM186 140V139H185ZM184 140V141H185ZM199 140V139H198ZM202 140H204V139H202ZM201 140V141H202ZM214 139H212L211 141H213ZM37 141V140H36ZM50 141H52V140H50ZM62 141H65L64 139L63 140H59V142L58 143H60V142H62ZM69 141V140H68ZM69 141V142H70ZM75 141V140H74ZM74 141H72V142H74ZM75 141V142H76ZM87 141V140H86ZM92 141V140H91ZM90 141V142H91ZM101 141H102V139H101ZM117 141V140H116ZM182 141V140H181ZM188 141H190L189 139H187V142ZM215 141V140H214ZM256 141H257V139H256ZM262 141L264 142V140L263 139H261V143H262ZM68 142V143H69ZM71 142V143H72ZM79 142V141H78ZM79 142V143H80ZM88 142V141H87ZM95 142V141H94ZM94 142H92L93 144H94ZM98 142H100V141H98ZM113 142H114V140H113ZM112 142V143H113ZM204 142V141H203ZM16 143V142H15ZM34 143V142H33ZM66 143V142H65ZM64 143V144H65ZM81 143V144H82ZM84 143H85V141H84ZM89 143V142H88ZM102 143H103V141H102ZM117 143V142H116ZM118 143H120L119 141H118ZM207 143V142H206ZM13 144V143H12ZM67 144V143H66ZM74 144V143H73ZM87 144V143H86ZM86 144H85V146H86ZM92 144V145H93ZM101 144V143H100ZM115 144V143H114ZM114 144H112V145H114ZM254 144H255V142H254ZM15 146V145H13V146H15L14 148H16V147H18V146ZM58 145H60V144H58ZM61 145H62V143H61ZM68 145H70V143L68 144ZM75 145H76V143H75ZM74 145V146H75ZM89 145V144H88ZM95 146H96V144H94ZM13 146L11 145L10 147H12L13 148ZM33 146V145H32ZM40 146V145H39ZM38 145L36 146V147H39ZM45 145H43V147H44ZM48 146V145H47ZM46 146V147H47ZM64 145H62V147H63ZM71 146L73 147V145L71 144ZM78 147H79V145H77ZM84 146V147H85ZM95 146H93V147H95ZM98 146H99V144H98ZM103 146V145H102ZM120 146V145H119ZM198 146V145H197ZM201 146V145H200ZM203 146V145H202ZM206 146V145H205ZM220 146V145H219ZM255 146H256V144H255ZM28 147V146H27ZM42 147V146H41ZM67 147V146H66ZM81 147V146H80ZM100 147V146H99ZM222 147H223V145H222ZM245 147H247V146H245ZM257 147V146H256ZM18 148H21V147H18ZM45 148V147H44ZM74 148V147H73ZM101 148V147H100ZM160 148V147H159ZM167 148V147H166ZM207 148V147H206ZM248 148V147H247ZM53 149V148H52ZM65 149V148H64ZM67 149V148H66ZM69 149V148H68ZM94 148H92V150H93ZM224 149V148H223ZM41 150V149H40ZM88 150V149H87ZM217 150V149H216ZM216 150H213L214 152H216ZM258 147H257V153H258ZM42 151V150H41ZM56 151V150H55ZM62 151V150H61ZM60 151V152H61ZM250 151H251V149H250ZM260 151V150H259ZM89 153L91 152V150H89L88 151ZM98 151H96V153H97ZM210 152V151H209ZM48 153V152H47ZM62 153V152H61ZM64 153V152H63ZM88 153V154H89ZM201 153V152H200ZM207 153V152H206ZM205 153V154H206ZM260 153V152H259ZM259 153H258V155H259ZM46 154V153H45ZM203 154V152L201 153V155ZM210 154V153H209ZM51 155V154H50ZM145 155V154H144ZM170 155V154H169ZM180 155V156H179ZM204 155V154H203ZM257 155V156H258ZM47 156V155H46ZM53 156V155H52ZM76 156V155H75ZM74 156V157H75ZM104 156V155H103ZM160 156V155H159ZM176 156H178V158L176 157ZM185 156H187V155H184V156H181V154H177V155H175V157L177 158V159H175V157H170L169 156V158L170 159H173V163L171 164V166H175V164H179L180 163V161L182 160V162L180 163V165L181 164H185L184 162H186L187 160H186V158H183V159H180L179 160V157H185ZM207 156V155H206ZM73 157V159L72 160H75L76 159V157L74 158ZM145 157V156H144ZM30 158V157H29ZM37 158V157H36ZM41 158V159H40ZM78 158H81V156L80 157H78ZM138 158H140V157H138ZM143 158V157H142ZM34 159V161L36 160L35 158H33ZM39 159L40 160H42V159H44V158H42V157H39ZM92 159V158H91ZM156 159V158H155ZM164 159H166V160H168L167 159V156L166 157H164ZM163 159V160H164ZM184 159H185V161H184ZM259 159V158H258ZM258 159H257V161H258ZM39 160V161H40ZM141 160V159H140ZM139 160V161H140ZM154 160V159H153ZM152 160V161H153ZM49 161V160H48ZM51 161V160H50ZM62 161V160H61ZM158 161V160H157ZM161 161H162V159H161ZM174 161H176V162H174ZM44 162V161H43ZM89 162V161H88ZM91 162V161H90ZM60 163V162H59ZM94 163L95 162H93V165H91V164H89L88 163V165H90V166H94ZM158 163V162H157ZM171 163V162H170ZM259 163V162H258ZM76 164H78V165H76ZM75 165L78 167V166H80V164L79 163H76ZM106 164H108V166L110 165V163H106ZM134 164H137V162L136 163H134ZM167 164V163H166ZM15 165V166H14ZM58 165V164H57ZM56 165V166H57ZM12 166H14V167H12ZM60 166H62L61 164H60ZM67 166V165H66ZM89 166V167H90ZM96 166H98V165H96ZM104 166H106V165H104ZM178 166V165H177ZM30 167H31V165H30ZM39 167V166H38ZM73 167H75V166H73ZM143 167V166H142ZM176 167V166H175ZM183 167V166H182ZM28 168V167H27ZM41 168V167H40ZM61 168V167H60ZM88 167H86V169H87ZM96 169H93L92 170V172H94V171H98V169H100V167H95ZM255 168H256V166H255ZM13 169H15V170H13ZM29 169V168H28ZM45 169H46V166H45ZM85 169V170H86ZM108 169V168H107ZM132 169V168H131ZM133 169H134V167H133ZM222 169H223V167H222ZM5 170V171H6ZM25 170V169H24ZM32 170V169H31ZM44 170V169H43ZM101 170V169H100ZM109 170V169H108ZM159 170V169H158ZM165 170V169H164ZM255 170V169H254ZM2 171H4L3 169L1 170L0 169V172H2ZM5 171H4V173H5ZM69 171V170H68ZM89 171H90V168H89ZM104 171V170H103ZM259 171V170H258ZM13 172V173H12ZM30 172V171H29ZM65 172V171H64ZM70 172H71V169H70ZM69 172V173H70ZM78 172V171H77ZM83 172H84V169H83ZM101 172V171H100ZM125 172V171H124ZM129 172V171H128ZM10 173V172H9ZM8 173V174H9ZM24 173H26V172H24ZM45 173V172H44ZM49 173V172H48ZM60 173V172H59ZM103 174H104V172H102ZM117 173H119V175H122V174H120V173H122L121 171L120 172H118L117 171ZM126 173V172H125ZM124 173V174H125ZM130 173V172H129ZM155 173H156V171H155ZM7 174V173H6ZM8 174L6 175V176H4L2 173H0V183H2L3 181H2V179H5L7 176H8ZM11 174H9L10 176L9 177H11ZM27 174V173H26ZM50 174V173H49ZM65 174H67V173H65ZM75 174V176L78 174H76V173H72V174H70L71 175V177L70 178H72L73 179V175ZM100 174V173H99ZM255 174V172L253 171V174L252 175H254ZM258 174V173H257ZM38 175V174H37ZM36 174H35V177L37 176ZM45 175H46V173H45ZM55 175V174H54ZM89 175V174H88ZM87 175V176H88ZM149 176L147 177V178H149L150 177V175L151 174H148ZM241 175H244V173L243 174H241ZM18 176H20V175H18ZM28 176V175H27ZM30 176V175H29ZM57 176V175H56ZM103 176H105V175H100L99 177H103ZM255 176V175H254ZM2 177V178H1ZM42 177H44V176H42ZM46 177V176H45ZM64 178V180H60V181H62V183H60V185L58 184V186L56 187V186H54L55 185V183L54 182H57L58 181V179H59V175H58V179H56V181H53V183H54V185H52V186H54V188H57V190L56 189H53V191L52 190H50L51 191V194H52V192H53V195L54 196H47V188H49V187H47L45 190L43 189V191H41V192H43L44 193V191L47 193L46 194V196H45V198L41 201L43 204H44V206H46V204L48 205V206H50L49 204L50 203H52L51 201V198L52 197H55V198H57L56 200L58 201V203L60 202V200H61V203L60 204H62V202H64L65 204H67L66 206V208L64 209V210H62L61 212H58L57 213V215H53L54 217H52V218H50L48 215H49V213H48V211H50L49 210V208L50 207H45L46 208V210H44L43 211V213L42 214H37V213H39V212H36V204L38 203V202H36L37 201V194L38 193H35L36 191L35 190H33V189H29L30 188V186H29V188H22V187H19V186H17V185H15V183H13L12 181L11 182H4V183H2L0 186H1V188H0V232H2V235L4 236V239H3V241L2 242H0V263L3 261V260H7L8 262H11L10 264H18V262L16 261L17 259H18V261L19 260H21V262H19L20 264H60V259L59 258H61L62 256H60V253L62 252V249L63 248H65V247H67L68 248V259H66V261H68L69 263L68 264H70V262H71V264H74V263H76V264H78V263H80V264H85L86 262L85 261H88L89 263H91L90 261H93V264H96L95 262L97 261V259H100L101 260V262H102V264H110V263H112V262H110L111 260H114L115 258H117L118 256H119V258H120V255H122V253H124V255H122V257H121V259H119L121 262H123V260H124V262H125V259H126V262L127 263H130L129 261L131 260V261H133L134 260V258H128V257H130V255L127 253V252H129V251H127L128 250V248L129 247H131V245H133V243L130 241V239H129V237H125L124 239L122 238V236H123V233H128V228H126V227H124V228H121V230L123 231V233H119V232H117V231H111V230H109L108 229V227H109V224H108V221H109V219L110 218H112L111 217V213H112V211H110V210H108V212H107V210H103V208L104 209H106L105 208V206H103V204L101 205L100 204V201L102 200V196H104L105 197V195L107 196V195H109V193H110V191L112 190H110V188L111 187H104L103 185H99V184H96L97 182H99V181H101L102 179L104 180V178H102V179H100L99 180V177H98V179L96 180V179H94L93 181L94 182H96L95 184H94V182L92 181V180H90V182L88 183L89 185H86L85 183H83V184H85V185H79V183H77L78 185V187L77 186H75L76 185V183H74L75 185L73 186V187H71L70 186V184L68 185V184H66L65 185V183H63L65 180L67 181V177H66V179H65V176H63ZM76 177H78V175L76 176ZM79 177H82L81 175L79 176ZM79 177H78V179H79ZM110 178H111V176H109ZM115 177V176H114ZM116 177H118V176H116ZM134 177V176H133ZM132 177V178H133ZM154 177V176H153ZM30 178V177H29ZM29 178H27V179H29ZM48 178V177H47ZM62 178V177H61ZM92 178H93V176H92ZM113 178V177H112ZM121 178H124V177H121ZM126 178V177H125ZM249 178H251V174H250V177ZM249 178L247 177V178H244V179H247V181H246V183L248 182V180H249ZM22 179V178H21ZM24 179V178H23ZM27 179H26V181H27ZM35 179V178H34ZM48 179H52L51 177L50 178H48ZM53 179H54V177H53ZM54 179V180H55ZM69 179V178H68ZM72 179H70V180H68L69 182L70 181H72ZM81 180H82V178H80ZM79 179V180H80ZM108 180H110L109 178H107ZM106 178H105V180H107ZM129 179H130V176H129ZM138 179V178H137ZM15 180V179H14ZM29 180H33L32 178L31 179H29ZM28 180V181H29ZM46 180V179H45ZM75 181H76V179H74ZM74 180H73V182H74ZM86 180V179H85ZM118 180V179H117ZM117 180H114L115 182L117 181ZM128 180V179H127ZM253 180V179H252ZM21 181V180H20ZM41 181H42V179H41ZM50 181V180H49ZM48 181V182H49ZM65 181V182H66ZM113 181V182H114ZM147 181H149V180H147ZM155 181V180H154ZM240 181V180H239ZM244 180L242 179V183H244L243 182ZM24 182H25V180H24ZM35 182H36V180H35ZM72 182V183H73ZM78 182V181H77ZM91 182H92V185H99V186H97L96 188H94V189H92L91 187H90V185H91ZM122 182V181H121ZM120 182V183H121ZM124 182V181H123ZM23 183V182H22ZM31 183V182H30ZM41 183V182H40ZM52 183V181L50 182V184ZM71 183V182H70ZM71 183V184H72ZM110 183H112L111 182V180H110ZM259 183V182H258ZM257 183V184H258ZM19 184V183H18ZM57 184V183H56ZM62 184H64L63 186H61ZM146 184H148V182H146ZM177 184V183H176ZM27 185V184H26ZM29 185V184H28ZM48 185V184H47ZM68 185V186H67ZM91 185V186H92ZM153 185V184H152ZM181 185H182V182H181ZM233 185H234V183H233ZM42 186H43V183H42ZM62 188L63 187V189H59V190H61V191H59L58 190V188H60V187ZM70 186V187H69ZM116 187L118 186V184L116 183V185H115ZM133 185H129V187L131 188ZM148 186H149V189L151 188L150 187V185L148 184ZM153 186H155V185H153ZM177 186V185H176ZM237 186V185H236ZM258 186V185H257ZM257 186H255L256 187V189H258L257 188ZM260 186V185H259ZM66 187V188H65ZM122 187V186H121ZM125 187V186H124ZM124 187H122L120 190H121V192H122V194H126V195H128L126 192L127 191H125V190H123L124 189ZM129 187H128V189H129ZM223 187V186H222ZM44 188H45V186H44ZM119 188V187H118ZM117 188V190H114V191H116L117 193H120L119 192V189ZM139 188V187H138ZM200 188V187H199ZM239 188V187H238ZM237 188V189H238ZM35 189V188H34ZM49 189H52V188H49ZM132 189V188H131ZM133 189H134V187H133ZM152 189V188H151ZM201 189V188H200ZM234 189V188H233ZM137 190V189H136ZM141 190H142V188H141ZM161 190V189H160ZM204 190V189H203ZM239 190V189H238ZM245 190V189H244ZM260 190V189H259ZM35 191V192H34ZM49 191V190H48ZM54 191H56V193L54 192ZM97 191H99L101 194H97L96 192ZM134 191H135V189H134ZM138 191H139V189H138ZM138 191H136L137 193H138ZM146 191V190H145ZM144 191V192H145ZM147 191H148V189H147ZM234 191H236V190H234ZM241 191V189L238 191V192H240ZM257 191V190H256ZM40 192V191H39ZM204 192V193H203ZM241 192H243V191H241ZM50 193V192H49ZM142 193V192H141ZM170 193V192H169ZM173 193V192H172ZM200 193H201V191H200ZM202 193L205 195L206 193H205V191H202ZM227 193H229V192H227ZM231 193V192H230ZM233 193V192H232ZM237 193V192H236ZM50 194V195H51ZM145 194H146V192H145ZM171 194V193H170ZM164 195V197H165V199H167V198H169V196H171V195ZM203 194H201V195H203ZM238 194H240V193H238ZM41 195V197H43V194H40ZM137 195V194H136ZM232 195V194H231ZM241 195V194H240ZM239 195V196H240ZM4 196L7 198V199H9V204L11 205L10 206V208L11 207H13V209H14V212L15 211H18L19 209L18 208H20V204L18 205V207H17V202L20 200V201H22L23 203H24V205H25V213L23 214H21V215H23V216H21L20 214V216H17V215H15V216H11V212H12V214H13V209L11 210V212H10V216L11 217H15V219H12L11 218V220L8 218V217H5V215H6V213H7V211H6V209H3L2 208V206L4 205ZM123 197H125L124 195H122ZM199 196V195H198ZM229 196V195H228ZM235 196H237V198H239V196L238 195H235ZM41 197L39 196V198H38V200L39 199H41ZM122 197V198H123ZM194 195H193V198L191 197V199H194ZM197 197V196H196ZM227 197V196H226ZM234 197V196H233ZM55 198L53 199V200H55ZM119 198V197H118ZM128 198H130V197H128ZM198 198H200V197H198ZM229 198V197H228ZM242 198V197H241ZM252 198H255V197H253L252 196ZM121 199V198H120ZM119 199V200H120ZM161 199H164V198H161ZM190 199V198H189ZM197 198H195L193 201H195ZM231 199V198H230ZM129 200V199H128ZM170 200H172V199H170ZM254 200V199H253ZM256 200V199H255ZM254 200V201H255ZM32 202L31 204L33 205V202L35 201V206L34 207H32V206H30V205H27V203L28 202ZM57 201H55V202H57ZM121 201H123L122 199H121ZM232 201V200H231ZM234 201V200H233ZM41 202H39L40 204H42ZM45 202V203H44ZM99 202V203H98ZM125 202V201H124ZM149 202V201H148ZM163 202H165V200L163 201ZM167 202V201H166ZM165 202V203H166ZM175 202V201H174ZM257 202V201H256ZM57 203V204H58ZM176 203V202H175ZM237 203H239V202H237ZM253 203H255V202H253ZM261 203V202H260ZM40 204H38V205H40ZM43 204L42 205H40L39 206V209H37V210H40V207L41 208H43L42 206H43ZM211 204V203H210ZM214 204H216V203H214ZM231 204V203H230ZM256 205H257V203H255ZM27 205V206H26ZM55 205V204H54ZM114 205V204H113ZM209 205V204H208ZM253 205V204H252ZM251 205V206H252ZM56 206V205H55ZM55 206H54V209H55ZM61 206V205H60ZM59 206V207H60ZM117 206V205H116ZM115 205H114V207H116ZM139 206V205H138ZM138 206H136V208L138 207ZM205 206V205H204ZM210 206H212V205H210ZM52 208H53V206H52ZM135 208V209H136ZM139 208V207H138ZM172 208V207H171ZM171 208H170V210H171ZM199 207H197V209H198ZM205 209L207 208V207H204ZM256 208V207H255ZM22 209V208H21ZM60 209V208H59ZM166 209H167V207H166ZM201 209H202V207H201ZM230 209V208H229ZM127 210H129V209H127ZM169 210V209H168ZM196 210V209H195ZM198 210H200V208L198 209ZM241 210V209H240ZM250 210V209H249ZM47 211V212H46ZM57 211V210H56ZM153 211H155V210H153ZM157 211H160V212H162L163 210H161V209H157ZM174 211V209L171 211V212H173ZM192 211V210H191ZM251 211V210H250ZM128 212V211H127ZM126 212V213H127ZM160 212H158V214L160 213ZM217 212V211H216ZM263 212V211H262ZM169 213V212H168ZM187 213H191V212H187ZM187 213H184V215H186ZM203 213V212H202ZM207 213V212H206ZM3 214V215H2ZM166 214V213H165ZM200 214V213H199ZM210 214V213H209ZM236 214V213H235ZM41 215H42V217H41ZM137 215H139L138 213H137ZM170 215V214H169ZM217 215H220V214H217ZM230 215H232L233 216V214H230ZM49 217L47 220H44V218H47V217ZM123 216V215H122ZM121 216V217H122ZM130 216V215H129ZM202 216V215H201ZM24 217H25V219H24ZM246 217V216H245ZM37 218H39V219H42V221H44L45 223V225L44 226H46V224H47V227H48V224L49 225H55V226H60V225H63V224H68V226H69V223H71V225H73V228H70L71 230H69V229H67V234H66V236H65V238H66V242H62L63 244H61V246H57L56 244H54L53 246L54 247H52L50 244H48V242H46L45 240H43L42 239V237H41V235H42V233H44L43 231H44V227H43V222L42 221H36V219ZM203 218H205V217H203ZM219 218V217H218ZM220 218H222V217H220ZM237 218V217H236ZM247 218V217H246ZM223 219V218H222ZM171 220V219H170ZM188 220H191L192 221V219H188ZM205 220H206V218H205ZM213 220V219H212ZM224 220V219H223ZM236 220V219H235ZM155 221H157L156 219H154V222ZM231 222H233L232 220H230ZM131 222V221H130ZM164 222V221H163ZM188 222V221H187ZM240 222V221H239ZM160 223H162V222H160ZM171 223V221L169 222V223H165L167 226H169V225H171L172 227H174V226H176V223H175V225L173 226L172 224H170ZM189 223V222H188ZM205 223H207V222H205ZM234 223H236V222H234ZM234 223L232 224V225H234ZM94 224H99V229H96V232H90V230L88 229V227H89V225L91 226V225H94ZM213 224V223H212ZM227 224V223H226ZM238 224V223H237ZM236 224V225H237ZM70 225V226H71ZM129 225H131V223L129 224ZM145 225V224H144ZM188 225V224H187ZM186 225V226H187ZM191 224H189V226H190ZM203 225H204V223H203ZM239 225H240V223H239ZM246 225V224H245ZM54 226V227H55ZM116 226H119V223H118V225L116 224ZM195 226H197V225H195ZM200 226V225H199ZM198 226V227H199ZM205 226H206V224H205ZM213 226V225H212ZM228 226V225H227ZM242 226V225H241ZM254 226V225H253ZM148 227H150V228H147V229H150V230H156V227H154L153 229L151 228V225H148ZM166 227V226H165ZM233 227V226H232ZM50 227H48L47 228V230L49 229ZM62 228V227H61ZM116 228V227H115ZM118 228V227H117ZM116 228V229H117ZM142 228V227H141ZM162 228V227H161ZM169 228V227H168ZM175 228V227H174ZM206 228V227H205ZM212 228H214V226L212 227ZM218 228V227H217ZM236 228V227H235ZM239 228H240V226H239ZM238 228V229H239ZM51 229V228H50ZM127 230V232H124L125 230ZM196 229H197V227H196ZM201 229H203V228H201ZM200 229V230H201ZM120 230V231H121ZM149 230V231H150ZM163 230V229H162ZM175 230H176V228H175ZM244 230V229H243ZM49 231V230H48ZM53 231V230H52ZM206 231V230H205ZM54 232V231H53ZM131 232H133L132 230H130V232L129 233H131ZM139 232H141V231H139ZM228 232H229V230H228ZM16 233H18V234H20V237H25L26 238V235L27 234H29V236H28V239H27V241L25 242V243H21L20 241H18V240H16L15 239V241L13 240V239H7L6 238V236H10V235H16ZM143 233V232H142ZM142 233H141V236H142V238H144L143 237V235H142ZM145 233V232H144ZM30 234H31V236L32 237H30ZM45 234V233H44ZM55 234V233H54ZM168 234H169V232H168ZM175 234V233H174ZM218 234V233H217ZM229 234V233H228ZM2 235H0V236H2ZM58 235V234H57ZM61 235V234H60ZM139 235H140V233H139ZM138 235V236H139ZM146 235H147V233H146ZM211 235V234H210ZM244 235V234H243ZM255 235H256V233H255ZM260 235V234H259ZM148 236H150V235H147L146 237H148ZM166 236H168L167 235V231H166ZM165 236V237H166ZM169 236H170V234H169ZM205 236V235H204ZM209 236V235H208ZM211 236H213V235H211ZM19 237V236H18ZM172 237V236H171ZM191 237V236H190ZM253 237H254V235H253ZM252 237V238H253ZM59 238H60V236H59ZM150 239H151V237H149ZM210 238V237H209ZM209 238H207V240H211V239H209ZM224 238V237H223ZM137 241H138V243H140L139 241H142L141 243H142V245H139V247H140V250L142 251V252H145V250H147L146 249V246L145 247H143L144 245H147L148 243H146L147 242V239L146 238H144V239H146V240H144V239H140V238H138L137 237ZM229 239V241H231V238H228ZM227 239V240H228ZM22 240H24V238L22 239ZM166 239H164V241H165ZM206 240V239H205ZM207 240H206V242H207ZM18 241V245H19V243H21L20 244V246L18 247V248H16L17 247V245H16V242ZM163 241V242H164ZM137 242L135 241V243L134 244H136ZM162 243V240H161V242H160V244ZM165 243V242H164ZM183 243V242H182ZM214 243V242H213ZM258 243V242H257ZM159 244V245H160ZM177 244V243H176ZM200 244V243H199ZM208 244V243H207ZM217 244V243H216ZM235 244V243H234ZM240 244V243H239ZM137 245V244H136ZM150 245V244H149ZM156 245V244H155ZM159 245H157V246H159ZM164 244H162V246H163ZM211 245V244H210ZM215 245V244H214ZM231 245H233V243L231 244ZM13 246V247H12ZM152 246V245H151ZM161 246V247H162ZM165 246H168V245H164V247ZM177 246V245H176ZM178 246H180L181 247V245H178ZM198 246V245H197ZM200 246V245H199ZM198 246V247H199ZM209 246V245H208ZM212 246V245H211ZM216 246V245H215ZM214 246V247H215ZM220 246V245H219ZM256 246H258V245H256ZM264 246V245H263ZM263 246H262V248H263ZM14 247H15V249H14ZM137 247H138V245H137ZM143 247V248H142ZM155 247V246H154ZM160 247V246H159ZM164 247H162V251L163 250H165L166 248H164ZM236 247V246H235ZM241 247V246H240ZM164 248V249H163ZM175 248V247H174ZM179 248V247H178ZM208 248V247H207ZM219 248V247H218ZM232 248V247H231ZM237 248H239V247H237ZM237 248H235V249H237ZM130 249V248H129ZM149 249V248H148ZM169 249V248H168ZM187 249H189V248H187ZM203 249H205L204 247H203ZM221 248H219V250H220ZM245 249V248H244ZM247 249V248H246ZM248 249H250V248H248ZM254 249H255V246H254ZM144 250V251H143ZM153 250H155V249H153ZM152 250V251H153ZM160 250V249H159ZM158 250V251H159ZM173 250V249H172ZM206 250V249H205ZM213 250V249H212ZM239 250H241L240 248H239ZM238 250V251H239ZM261 250V249H260ZM127 251V252H126ZM148 251V250H147ZM151 251V252H152ZM201 251V250H200ZM243 251V250H242ZM241 251V252H242ZM250 251H252V249L250 250ZM262 251V250H261ZM264 251V250H263ZM134 252V251H133ZM140 253L141 254V256H143V253ZM151 252H150V254H151ZM154 252V251H153ZM168 252V251H167ZM207 252V251H206ZM215 252V251H214ZM220 252V251H219ZM247 252V251H246ZM44 253H47L48 255H49V257L47 258V257H43V254ZM136 255L135 256H137V257H141L140 256V254L138 253V251L136 250ZM155 253V252H154ZM153 253V254H154ZM161 253V252H160ZM176 253H179V252H176ZM184 253V252H183ZM183 253H182V255H183ZM203 253V252H202ZM208 253H210V252H208ZM66 254V253H65ZM64 254V255H65ZM126 254H128V255H126ZM150 254H149V256H150ZM171 254V253H170ZM242 254H243V252H242ZM245 254V253H244ZM243 254V255H244ZM126 255V256H125ZM145 255V254H144ZM181 255V254H180ZM179 255V256H180ZM181 255V256H182ZM186 255H188V253L186 254ZM201 255V254H200ZM205 255V254H204ZM231 255H232V253L230 254V257H231ZM255 255V254H254ZM256 255H258V257L260 256L261 257V255H259V254H256ZM126 258H125V257ZM128 256V257H127ZM134 256V255H133ZM153 256V255H152ZM158 256V255H157ZM238 256V255H237ZM245 256H246V254H245ZM251 256V255H250ZM132 257V256H131ZM143 257H145V256H143ZM155 257V256H154ZM154 257H152V259L154 258ZM160 257V256H159ZM161 257H163V258H165L164 256H161ZM160 257V258H161ZM188 257V256H187ZM201 258H206V256H204V257H202V255L200 256ZM212 257H214V256H212ZM223 257V256H222ZM63 258V257H62ZM61 258V259H62ZM123 258H125V259H123ZM174 258V257H173ZM172 258V259H173ZM176 258V257H175ZM177 258H178V256H177ZM196 256H195V260H196ZM232 258V257H231ZM242 258V257H241ZM59 259V260H58ZM95 259H96V261H95ZM117 259V260H118ZM128 259H130V260H128ZM141 260H138V261H141L142 262V259H144V258H140ZM157 259H158V257H157ZM178 259H180V258H178ZM208 260L210 259V257H208L207 258ZM233 259V258H232ZM235 259V258H234ZM255 259H256V257H255ZM5 260V261H6ZM118 260V261H119ZM136 260V261H137ZM201 261H202V259H200ZM60 261V262H59ZM99 261V260H98ZM135 261V262H136ZM154 261H156L155 259H154ZM180 261H182V260H180ZM255 261V260H254ZM261 261H262V259H261ZM65 262V261H64ZM73 262V263H72ZM85 262V263H84ZM108 262V263H107ZM110 262V263H109ZM116 262V261H115ZM165 262V261H164ZM171 262V261H170ZM184 262V261H183ZM194 262V261H193ZM197 262V264L200 262H198V261H196ZM252 262V261H251ZM258 263H260L259 262V260L257 261ZM166 264H167V261L165 262ZM164 263V264H165ZM169 263V262H168ZM191 263V262H190ZM200 263H203V262H200ZM243 263V262H242ZM253 263V262H252ZM263 263V262H262ZM4 264H6V263H4ZM88 264V263H87ZM92 264V263H91ZM125 264V263H124ZM132 264H134V262L132 263ZM136 264H141V263H136ZM157 264V263H156ZM225 264H227V263H225Z\"/></svg>",
    "mask_w": 264,
    "mask_h": 264
}]
</instances>
